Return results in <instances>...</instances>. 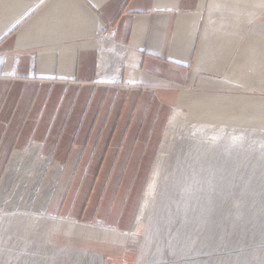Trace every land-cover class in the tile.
<instances>
[{"label": "crops", "instance_id": "0c3cea01", "mask_svg": "<svg viewBox=\"0 0 264 264\" xmlns=\"http://www.w3.org/2000/svg\"><path fill=\"white\" fill-rule=\"evenodd\" d=\"M263 92L264 0H0V200L28 149L57 168L38 213L60 177L56 237L124 236L169 108L264 127Z\"/></svg>", "mask_w": 264, "mask_h": 264}, {"label": "rangeland", "instance_id": "374dc122", "mask_svg": "<svg viewBox=\"0 0 264 264\" xmlns=\"http://www.w3.org/2000/svg\"><path fill=\"white\" fill-rule=\"evenodd\" d=\"M176 110L181 116L172 120ZM204 121L225 131L209 138L198 126ZM27 151L0 200V264H264V127L193 119L170 107L147 174L129 178L121 212L132 217L124 236L107 230L118 225L94 220L79 229L83 235L73 229L56 237L48 207L59 176L37 210L57 168L48 160L29 193L36 161Z\"/></svg>", "mask_w": 264, "mask_h": 264}, {"label": "bare ground", "instance_id": "6f19581e", "mask_svg": "<svg viewBox=\"0 0 264 264\" xmlns=\"http://www.w3.org/2000/svg\"><path fill=\"white\" fill-rule=\"evenodd\" d=\"M181 115L178 113V111L176 110L175 112H173L172 113V120L173 119H178L179 117H180ZM172 122V121H171ZM212 121H204L203 123H201V124H199L198 126L199 127H202V129H204V130H206L207 132H206V134L207 133H209L211 136L209 137V138H212V139H214L215 137H217L218 135H220V134H222V132H224L225 131V126L224 125H219L218 127H213L210 123H211ZM208 135V134H207ZM219 137V136H218ZM217 137V138H218ZM208 139V138H207ZM210 141V140H209ZM213 143L215 142V141H212ZM210 143V142H209ZM47 158H44V159H42L41 161H40V163H39V165H38V167H37V169L35 170V172H34V177L32 178V180L34 181L33 183H34V185L32 186V188L30 187L29 188V190H28V192L29 193H31V194H33V192L35 191V188L37 187V185H39V183H40V180H41V178H43L42 177V175H43V171H44V167L46 166V163H47ZM37 189V188H36ZM39 189V188H38ZM30 201V199L29 200H27V203ZM31 202V201H30ZM10 205V204H9ZM11 209V208H10ZM19 209V208H18ZM24 212V211H23ZM27 214V213H26ZM32 214H33V212H32ZM30 215V214H29ZM38 216H39V214H37ZM45 238V237H44ZM45 239H47V238H45ZM46 241V240H45ZM129 249V248H128ZM55 252H57V251H55ZM84 253V252H83ZM67 255V254H66ZM71 255V254H70ZM96 256V255H95ZM91 259H94L93 257L91 258ZM99 259H100V257H99ZM92 261V260H91ZM94 261V260H93ZM100 261V260H99ZM96 262H97V260H96ZM99 263H101V262H99ZM93 264V263H92Z\"/></svg>", "mask_w": 264, "mask_h": 264}, {"label": "built area", "instance_id": "2783aa9c", "mask_svg": "<svg viewBox=\"0 0 264 264\" xmlns=\"http://www.w3.org/2000/svg\"><path fill=\"white\" fill-rule=\"evenodd\" d=\"M113 31H114V29L113 28H110L106 33H104V38L105 39H110L111 38V36H112V34H113Z\"/></svg>", "mask_w": 264, "mask_h": 264}]
</instances>
